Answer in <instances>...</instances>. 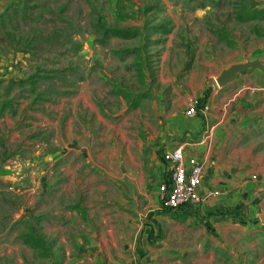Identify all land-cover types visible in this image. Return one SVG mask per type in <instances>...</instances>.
<instances>
[{
	"label": "rangeland",
	"instance_id": "rangeland-1",
	"mask_svg": "<svg viewBox=\"0 0 264 264\" xmlns=\"http://www.w3.org/2000/svg\"><path fill=\"white\" fill-rule=\"evenodd\" d=\"M183 142L221 192L189 212ZM262 214L264 0H0V264H264Z\"/></svg>",
	"mask_w": 264,
	"mask_h": 264
},
{
	"label": "built area",
	"instance_id": "built-area-1",
	"mask_svg": "<svg viewBox=\"0 0 264 264\" xmlns=\"http://www.w3.org/2000/svg\"><path fill=\"white\" fill-rule=\"evenodd\" d=\"M198 98L191 100L187 113L194 115L208 108ZM162 161L169 166L167 177L159 186L160 202L164 209L178 210L199 204L208 197L221 194L218 189H210L207 194L201 190L204 161L198 157L184 158L183 147L165 150Z\"/></svg>",
	"mask_w": 264,
	"mask_h": 264
},
{
	"label": "crops",
	"instance_id": "crops-1",
	"mask_svg": "<svg viewBox=\"0 0 264 264\" xmlns=\"http://www.w3.org/2000/svg\"><path fill=\"white\" fill-rule=\"evenodd\" d=\"M199 131L198 128H196L195 126L190 130V133H194ZM197 145V144H196ZM183 147V151H184V158L187 160L190 157H198L200 160L204 161V169H203V179H202V184H201V190L204 189V185H205V181H206V174L207 177H209L208 174L209 170L207 169L209 166V153L210 150H206L205 148H201V147H195L193 144L188 143V142H183V143H177L175 146H173L172 148H166L165 150L168 149H174L176 147ZM163 150V152L165 151ZM164 164V169H163V177L166 178L168 175V171H169V166L167 164ZM203 191V190H202ZM159 192V191H158ZM201 205V204H197L194 206H190V207H182L180 208V210L184 209L185 211H196ZM174 210V209H171Z\"/></svg>",
	"mask_w": 264,
	"mask_h": 264
},
{
	"label": "water",
	"instance_id": "water-1",
	"mask_svg": "<svg viewBox=\"0 0 264 264\" xmlns=\"http://www.w3.org/2000/svg\"><path fill=\"white\" fill-rule=\"evenodd\" d=\"M260 65L263 66L261 60H248L246 62H237L224 69L216 78L220 86H225L229 82L237 79L241 73L246 72L249 68ZM264 220V214L260 215Z\"/></svg>",
	"mask_w": 264,
	"mask_h": 264
}]
</instances>
